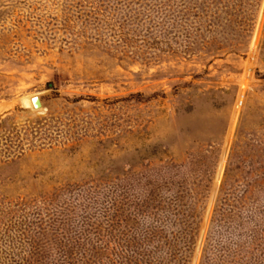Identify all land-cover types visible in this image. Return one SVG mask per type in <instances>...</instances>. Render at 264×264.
<instances>
[{"label": "rangeland", "instance_id": "374dc122", "mask_svg": "<svg viewBox=\"0 0 264 264\" xmlns=\"http://www.w3.org/2000/svg\"><path fill=\"white\" fill-rule=\"evenodd\" d=\"M0 264H264V0H0Z\"/></svg>", "mask_w": 264, "mask_h": 264}, {"label": "water", "instance_id": "95a60500", "mask_svg": "<svg viewBox=\"0 0 264 264\" xmlns=\"http://www.w3.org/2000/svg\"><path fill=\"white\" fill-rule=\"evenodd\" d=\"M31 102H32L34 109H42L43 108L41 99L39 97H37V96L33 97Z\"/></svg>", "mask_w": 264, "mask_h": 264}, {"label": "trees", "instance_id": "16d2710c", "mask_svg": "<svg viewBox=\"0 0 264 264\" xmlns=\"http://www.w3.org/2000/svg\"><path fill=\"white\" fill-rule=\"evenodd\" d=\"M17 148H18V151H20L19 153H21V151L23 150V147H22V146H21V147L18 146ZM64 252L67 253V251L63 250V253H64Z\"/></svg>", "mask_w": 264, "mask_h": 264}]
</instances>
